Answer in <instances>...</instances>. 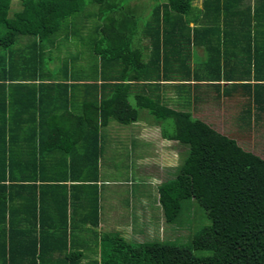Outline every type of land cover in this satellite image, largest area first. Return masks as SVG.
<instances>
[{
    "label": "trees",
    "instance_id": "obj_1",
    "mask_svg": "<svg viewBox=\"0 0 264 264\" xmlns=\"http://www.w3.org/2000/svg\"><path fill=\"white\" fill-rule=\"evenodd\" d=\"M196 1L19 0L11 14L13 0H0V264H264V158L194 117L197 103L227 99L239 119L242 108V126H263L264 0ZM80 32L95 59L90 73L79 54L57 63L52 54ZM76 105L81 139L49 148L58 129L48 119ZM140 109L173 121L162 137L186 147L174 178L158 187L164 220L194 223L196 203L203 224L187 245L102 233L88 257L73 234L100 223L102 130L136 123Z\"/></svg>",
    "mask_w": 264,
    "mask_h": 264
},
{
    "label": "rangeland",
    "instance_id": "obj_2",
    "mask_svg": "<svg viewBox=\"0 0 264 264\" xmlns=\"http://www.w3.org/2000/svg\"><path fill=\"white\" fill-rule=\"evenodd\" d=\"M140 1H143V4H154V0ZM134 2L138 3V1ZM19 4H16L15 7L13 3L11 14L16 11L15 9L19 8ZM195 4L200 6L201 0H197ZM84 23V19H81V25ZM80 35L82 36L81 32L73 41L70 39L61 40V38L59 39L58 37V48H56L52 54L54 53L53 56L56 63L60 58L65 61L68 60V57L72 58L79 54L80 69L85 71L88 69L87 72L90 73V62L95 59L89 53L88 48L85 50V47L77 42ZM201 53L202 52H200V54ZM130 99L132 104H134L133 95ZM197 106H200L198 110H195L198 118L204 120L221 133L236 139L245 150L264 158V124L261 128L256 127V129H251V131L242 126L240 120H242L244 115L242 114L241 108V119H239L240 108L236 101L223 99L218 104L205 105L204 103H197ZM140 117L142 120L151 119L155 121L154 118L143 109L140 110ZM155 124L161 126L163 129L167 126L169 133H173L174 131V124L171 120L155 122ZM117 125L121 129L124 128L122 125ZM152 129L155 130L152 134L157 135L159 129L157 127L151 128V132ZM138 131L139 129L132 130L131 126L129 130L121 131V133L122 135L124 133L128 136ZM113 135L115 136L116 134ZM134 136L136 137L137 135ZM118 138L121 139L119 136ZM130 140L133 141V138L129 137L128 139H124V141H122L123 143H115L114 145H123L121 147L117 145L112 150L109 149V153L101 159L104 160V164L100 167L101 178L104 182L111 183V185L104 184L103 188L104 212L107 211L106 209L110 210L111 207L119 209L124 218V220H121L122 223L126 225L125 227L127 230L130 228L128 232L132 235H137L136 237L133 236V239H140L142 242H173L179 245H187L190 243V237L197 228V225L203 224L200 218L203 211L195 203L190 212L192 217L196 216V214L198 215V218L197 216L194 218V223L190 224V221L188 223L186 220L184 223L179 222V225L167 223L163 218V212L159 204V186L157 187L156 184H161L164 181L174 178V172L177 171L178 168H175V170H161L153 166H147L148 163L155 164V161L158 160L159 155H157V148L153 144L154 140L152 139L151 142L139 140L136 142V146L133 150L127 145ZM174 149H176L175 144L166 146L167 151H171L173 154H179L178 165L180 166L184 162L187 152L184 151L183 147L178 148V150L176 149L178 152ZM156 210L157 214H155ZM149 221L152 222V224H150L151 230L150 233L145 234V231L143 232L141 230L145 228V225L147 226L146 223ZM123 236L125 237V235ZM132 242L136 243L135 241ZM93 250L94 249H92V251Z\"/></svg>",
    "mask_w": 264,
    "mask_h": 264
},
{
    "label": "crops",
    "instance_id": "obj_3",
    "mask_svg": "<svg viewBox=\"0 0 264 264\" xmlns=\"http://www.w3.org/2000/svg\"><path fill=\"white\" fill-rule=\"evenodd\" d=\"M19 0H13V3L18 2ZM253 1V0H252ZM17 4V3H16ZM201 52V51H200ZM90 68V66H89ZM88 71V69L86 70ZM85 71V72H86ZM171 84H175V82H171ZM224 85H227V83L223 82ZM174 86H172L171 89L168 90V93L166 94L167 98H171L172 100H169L170 104H173L174 100H177V94L175 89L173 88ZM81 94L76 95L75 93L74 96H78L76 98H80L79 101H82L83 95H84V88L80 89ZM109 91V90H108ZM107 91V92H108ZM46 98V96H45ZM77 101V102H79ZM81 103V102H79ZM195 103H191V107L194 105ZM81 106L80 105H76L75 107H73V109H71L69 112L73 113V115L68 116V114H64L62 116L59 115L58 117L55 115L52 116L51 118L48 119V122L50 125H53L54 127H57V131L55 132L54 136H55V140L56 143L53 144V146H49L50 147H56L57 143L60 142L61 140H65L66 139H73V140H78L81 139L82 137V133H83V129L80 125V120L78 119V114H79V109ZM141 110V109H140ZM139 110V111H140ZM146 110V109H143ZM81 111V110H80ZM148 112V110H146ZM149 113V112H148ZM194 117H197V114H194ZM200 119V118H199ZM16 122V121H15ZM156 121H152L151 119H141L140 117V112H139V119L136 123H133L131 125L128 126H124V128L126 129H121L115 122H110L109 125L104 128L102 130V141H103V145L105 146V155L109 153V149H113L115 146L118 145V147H121L122 145H114L115 143H123L122 141H124V139H128L129 137L133 138V141L130 140L129 143H127V145L129 147H131V149L133 150L136 146V142L139 140H143L145 142H148L153 139L154 140V145L157 148V155L158 156V160L155 161V164L152 163H148L147 166H153L154 168L157 169H161V170H168V169H172L175 170V168H178V161H179V154H173L171 151H167L166 150V146L168 145H174L175 144V148L178 150V148L183 147L184 151H186V147L181 145L180 143H178L177 141H172V140H166L162 137V128L161 126H157L155 124ZM18 123L20 124H16V133H19V138H20V142L25 144L27 139H28V134H27V129H25V132L22 131L23 127H21L23 125V122L18 121ZM152 125V126H151ZM132 126V130L133 129H139V131L137 133L133 132L131 134H129L128 136H126L124 133L122 135L121 131L124 130H129V128ZM68 127V128H66ZM158 128L159 131L157 132V135L152 134L153 132H155L154 129H152L151 132V128ZM254 129L255 126H251ZM251 127L247 128L249 131H251ZM65 129H67L68 131H65ZM113 134H116L115 136ZM121 138L119 139L118 136ZM134 135H137L136 137ZM125 136V137H124ZM150 145V144H149ZM59 146V145H58ZM22 148V147H21ZM176 149H174L176 152H178ZM105 157V156H104ZM104 160L100 161V167L102 164H104L103 162ZM166 182V181H164ZM162 182V183H164ZM161 183V184H162ZM104 184H109L111 185L110 182H104L103 179L100 176V180L98 183V188L100 191V195H101V209H100V223L98 225V227L93 230V228L91 227V225L87 224V226H84V228L77 226V228H75V233L73 234V240H74V249L78 250V251H86L88 257H93V253H95L96 247L99 246L100 242H99V237L102 233H119L121 236L125 235V239H127L128 242L133 243L132 241H135L136 243H145L142 242L140 239L136 240L135 238L133 239V236H137L136 234L132 235L130 234V232H128V230L130 229H126V225H124V223H122L121 220H124V218L122 217L121 211L119 209H115L113 207H111L110 210L106 209L107 211L104 212V206H103V201H104V197H103V188H104ZM161 184H156V186H160ZM70 185V184H69ZM46 193L44 194V199H40L42 202V213L48 212V210H45V208H47V204L51 198V194L49 190L45 191ZM24 196V195H23ZM24 201H26L25 199H14L13 205L16 207L20 206V209H25L23 207L24 205ZM57 202H55L56 204ZM156 203V201H155ZM40 204V203H39ZM40 208V207H39ZM114 209V210H113ZM44 215H41V217H45ZM157 214V210L156 213ZM126 215V214H125ZM147 226L145 225V228L142 229L141 231H145V234L150 233L151 230V225L152 222L149 221L146 223ZM124 231V232H123ZM163 232V231H160ZM142 233V232H141ZM98 237V238H97ZM141 242H140V241ZM139 241V242H138ZM92 249H94L92 251ZM99 251V249H98ZM89 253V254H88Z\"/></svg>",
    "mask_w": 264,
    "mask_h": 264
},
{
    "label": "clouds",
    "instance_id": "obj_4",
    "mask_svg": "<svg viewBox=\"0 0 264 264\" xmlns=\"http://www.w3.org/2000/svg\"><path fill=\"white\" fill-rule=\"evenodd\" d=\"M220 132V131H219Z\"/></svg>",
    "mask_w": 264,
    "mask_h": 264
}]
</instances>
